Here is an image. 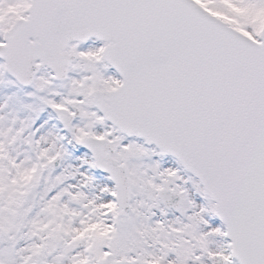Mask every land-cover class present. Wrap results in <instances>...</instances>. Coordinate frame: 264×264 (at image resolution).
I'll return each mask as SVG.
<instances>
[{
	"label": "snow or ice",
	"instance_id": "snow-or-ice-1",
	"mask_svg": "<svg viewBox=\"0 0 264 264\" xmlns=\"http://www.w3.org/2000/svg\"><path fill=\"white\" fill-rule=\"evenodd\" d=\"M0 264H264V0H0Z\"/></svg>",
	"mask_w": 264,
	"mask_h": 264
}]
</instances>
